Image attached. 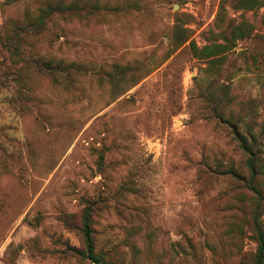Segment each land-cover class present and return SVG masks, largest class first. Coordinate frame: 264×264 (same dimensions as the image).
I'll return each instance as SVG.
<instances>
[{
	"label": "rangeland",
	"instance_id": "1",
	"mask_svg": "<svg viewBox=\"0 0 264 264\" xmlns=\"http://www.w3.org/2000/svg\"><path fill=\"white\" fill-rule=\"evenodd\" d=\"M240 139L264 0H0V264H257Z\"/></svg>",
	"mask_w": 264,
	"mask_h": 264
},
{
	"label": "trees",
	"instance_id": "2",
	"mask_svg": "<svg viewBox=\"0 0 264 264\" xmlns=\"http://www.w3.org/2000/svg\"><path fill=\"white\" fill-rule=\"evenodd\" d=\"M22 31L27 32V27L21 28ZM16 32H21L20 31V26L17 28ZM255 142V145L258 146V139H254L253 140ZM241 146L242 149L248 154L250 155L251 161H252V169H257V173H263L264 172V156L261 154L262 150L257 148L254 149L253 147H251L248 143L247 140L243 139L241 140ZM262 145V144H260ZM261 152V153H260ZM233 173V172H232ZM254 180H251L248 188H250L252 191H254L255 193H257L259 195V197L261 199H264V192L262 189L258 188L257 185H255ZM91 219H90V215L86 214L85 215V224H84V231H85V239L88 245V255L93 258L96 261L100 262L98 253L95 251V247H94V243H93V238H92V231L93 227L91 226ZM257 224V222H256ZM259 225V224H257ZM257 231H258V243H259V252L257 254V259L256 262L257 264H262L264 262V231L261 229L260 225L257 226Z\"/></svg>",
	"mask_w": 264,
	"mask_h": 264
}]
</instances>
